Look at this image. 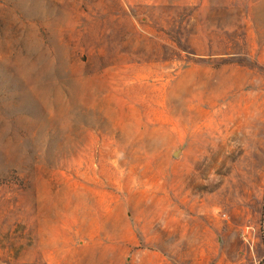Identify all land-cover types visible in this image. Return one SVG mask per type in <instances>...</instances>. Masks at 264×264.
I'll return each mask as SVG.
<instances>
[{
  "label": "rangeland",
  "instance_id": "1",
  "mask_svg": "<svg viewBox=\"0 0 264 264\" xmlns=\"http://www.w3.org/2000/svg\"><path fill=\"white\" fill-rule=\"evenodd\" d=\"M0 264H264V0H0Z\"/></svg>",
  "mask_w": 264,
  "mask_h": 264
}]
</instances>
